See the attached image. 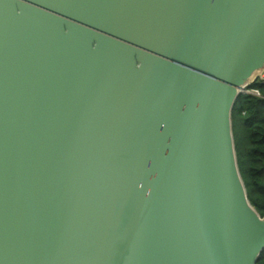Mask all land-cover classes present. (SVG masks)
<instances>
[{
    "label": "water",
    "instance_id": "obj_1",
    "mask_svg": "<svg viewBox=\"0 0 264 264\" xmlns=\"http://www.w3.org/2000/svg\"><path fill=\"white\" fill-rule=\"evenodd\" d=\"M263 76L264 0H0V264H258Z\"/></svg>",
    "mask_w": 264,
    "mask_h": 264
},
{
    "label": "trees",
    "instance_id": "obj_2",
    "mask_svg": "<svg viewBox=\"0 0 264 264\" xmlns=\"http://www.w3.org/2000/svg\"><path fill=\"white\" fill-rule=\"evenodd\" d=\"M251 88L264 96V82L261 80ZM233 117L240 170L251 203L264 217V98L242 95ZM258 264H264V255Z\"/></svg>",
    "mask_w": 264,
    "mask_h": 264
},
{
    "label": "built area",
    "instance_id": "obj_3",
    "mask_svg": "<svg viewBox=\"0 0 264 264\" xmlns=\"http://www.w3.org/2000/svg\"><path fill=\"white\" fill-rule=\"evenodd\" d=\"M260 80L262 82H264V76ZM249 94L256 95V96L264 98V96H262V94L258 90H255V89H252V88H248V89L244 90V95H249Z\"/></svg>",
    "mask_w": 264,
    "mask_h": 264
}]
</instances>
